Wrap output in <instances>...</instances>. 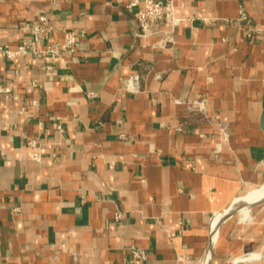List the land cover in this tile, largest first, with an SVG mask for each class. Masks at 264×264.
I'll use <instances>...</instances> for the list:
<instances>
[{
	"label": "crops",
	"instance_id": "obj_1",
	"mask_svg": "<svg viewBox=\"0 0 264 264\" xmlns=\"http://www.w3.org/2000/svg\"><path fill=\"white\" fill-rule=\"evenodd\" d=\"M172 1L0 0L1 46L58 49L0 51V264H199L262 184L264 0Z\"/></svg>",
	"mask_w": 264,
	"mask_h": 264
},
{
	"label": "rangeland",
	"instance_id": "obj_2",
	"mask_svg": "<svg viewBox=\"0 0 264 264\" xmlns=\"http://www.w3.org/2000/svg\"><path fill=\"white\" fill-rule=\"evenodd\" d=\"M246 193L239 195L235 205L231 207L240 206L238 208L240 211L228 217L229 221H223L224 225L221 222L215 242L211 244L210 241L212 250H215L217 256L212 264H230L233 259L242 256L243 259L238 258L233 263L264 264V202L248 208L244 205L249 203L243 197ZM262 193L264 194V190L260 192V196ZM252 253L256 255L252 257Z\"/></svg>",
	"mask_w": 264,
	"mask_h": 264
},
{
	"label": "built area",
	"instance_id": "obj_3",
	"mask_svg": "<svg viewBox=\"0 0 264 264\" xmlns=\"http://www.w3.org/2000/svg\"><path fill=\"white\" fill-rule=\"evenodd\" d=\"M128 6H136L134 14L141 32L152 31L153 28H156L159 22L162 21L170 23L173 28L178 25L181 21V17H179L176 13L175 6L172 0H129ZM46 22V16L40 15L36 22H33L31 24L33 32L41 34L43 31H45ZM75 39L76 35L72 31H68L65 34L66 45H73ZM29 50L35 53L42 51L51 53L58 52V49L52 48L50 46H47V48L44 50H39L29 46V44H27L26 42H21L14 48L8 47L6 45H0V51L7 57H14L16 55L24 54L27 53ZM197 107L201 108L202 104L198 102ZM220 130L221 139H226L227 131L225 127L222 126ZM219 149V145H216L214 147V151L216 153L219 151ZM129 252L133 259H145L148 257L147 250L142 247L136 246L135 244L129 247Z\"/></svg>",
	"mask_w": 264,
	"mask_h": 264
},
{
	"label": "bare ground",
	"instance_id": "obj_4",
	"mask_svg": "<svg viewBox=\"0 0 264 264\" xmlns=\"http://www.w3.org/2000/svg\"><path fill=\"white\" fill-rule=\"evenodd\" d=\"M262 115V114H261ZM262 126H264V120L262 121V124H261ZM264 190V183L262 184V185H259V186H257V187H254V188H252V189H250V190H248L247 191V193H246V195H244L243 197H244V199H247V201H249V202H254V201H256V200H259V199H261V198H263L264 197V194L262 193L261 194V196H260V192L261 191H263ZM259 194V195H258ZM243 195V194H242ZM242 197V198H243ZM233 204L234 203H231V204H229V206H227L226 208L229 210V208L231 209V207H233ZM235 205V204H234ZM236 207V206H235ZM226 208L224 209V210H222L221 212H219L218 214H216L215 216H214V218H213V222H212V227H211V244H213L214 242H215V238H216V235H217V232H218V230H217V228H218V226H217V222L219 221V219H221L222 218V214L225 212V210H226ZM256 251V250H255ZM213 253V250H212V252H211V254ZM209 255H210V252H209V249L207 250V252H206V256L204 257V259L201 261V263H199V264H206V261H207V259L209 258ZM253 255H256V254H254V253H252V257H253ZM249 256V255H248ZM243 257V256H242ZM242 257H236L235 259H233L232 261H231V263L230 264H232L233 263V261L234 262H236L237 260H238V258L240 259H243ZM246 258V257H245ZM233 264H235V263H233Z\"/></svg>",
	"mask_w": 264,
	"mask_h": 264
},
{
	"label": "water",
	"instance_id": "obj_5",
	"mask_svg": "<svg viewBox=\"0 0 264 264\" xmlns=\"http://www.w3.org/2000/svg\"><path fill=\"white\" fill-rule=\"evenodd\" d=\"M260 119H261V124H262V121L264 120V110L262 112V115H261V118ZM262 128L264 129V126H262ZM263 202H264V197L261 198V199H259V200L254 201V202H249V203L247 202L244 205L247 206L248 208H250L252 206H255V205L260 204V203H263ZM241 206H243V205H241ZM239 207L240 206H237V207L231 208L229 210L226 208L225 212L222 214V218L219 219V221L217 222V226H219V224L221 222H223L226 218H228V217L232 216L234 213L238 212L239 211L238 210ZM212 218H214V216ZM211 222H212V219H211ZM211 222H210V226L212 224ZM208 249H209L210 255H209V258L206 261V264H210L211 258H212V254H211V252H212V246L209 245Z\"/></svg>",
	"mask_w": 264,
	"mask_h": 264
}]
</instances>
